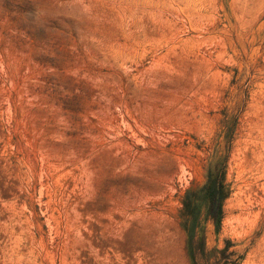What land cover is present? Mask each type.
I'll use <instances>...</instances> for the list:
<instances>
[{"label": "rangeland", "instance_id": "374dc122", "mask_svg": "<svg viewBox=\"0 0 264 264\" xmlns=\"http://www.w3.org/2000/svg\"><path fill=\"white\" fill-rule=\"evenodd\" d=\"M0 264H264V0H0Z\"/></svg>", "mask_w": 264, "mask_h": 264}, {"label": "trees", "instance_id": "16d2710c", "mask_svg": "<svg viewBox=\"0 0 264 264\" xmlns=\"http://www.w3.org/2000/svg\"><path fill=\"white\" fill-rule=\"evenodd\" d=\"M206 191V196L208 198V215L214 219L215 223H219L220 216V199L221 192L219 188L215 185V182L209 183L208 186L204 188Z\"/></svg>", "mask_w": 264, "mask_h": 264}]
</instances>
